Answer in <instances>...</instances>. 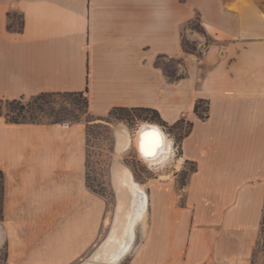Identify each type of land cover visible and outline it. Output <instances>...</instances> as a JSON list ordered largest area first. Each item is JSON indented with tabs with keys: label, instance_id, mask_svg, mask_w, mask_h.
I'll return each instance as SVG.
<instances>
[{
	"label": "crops",
	"instance_id": "crops-1",
	"mask_svg": "<svg viewBox=\"0 0 264 264\" xmlns=\"http://www.w3.org/2000/svg\"><path fill=\"white\" fill-rule=\"evenodd\" d=\"M160 10L167 19L156 26ZM86 89L96 117L152 107L169 124L192 123L173 176L147 184L151 227L130 264L255 253L264 243V0H0V97ZM83 137L79 123L0 114V239L11 253L22 240L35 262L66 263L95 245L105 217L87 184ZM186 162L195 168L179 185Z\"/></svg>",
	"mask_w": 264,
	"mask_h": 264
},
{
	"label": "rangeland",
	"instance_id": "rangeland-1",
	"mask_svg": "<svg viewBox=\"0 0 264 264\" xmlns=\"http://www.w3.org/2000/svg\"><path fill=\"white\" fill-rule=\"evenodd\" d=\"M21 17V16H20ZM21 20V19H20ZM193 27L198 26V22L195 21L191 24ZM206 46V45H205ZM204 48V47H203ZM199 51V54H191L193 59H197L202 54L204 49ZM85 96L86 93L70 95H56L49 98L50 103L42 104L44 110L34 113V116L42 122L39 123H51L54 120V112L64 111V119L57 123L67 124H82L83 130V151L86 157V174L87 184L91 188L92 192L96 196L97 204H100L101 212L105 217V224L102 227L101 234L97 237L96 243L89 249L81 258H77L73 262L62 263H48V264H82L89 259L98 246L107 238L112 230L114 224L116 210L119 206V187H117L114 180V168L117 163H122L127 166L134 182L142 184L146 194V209L147 217L145 220H139L134 225V240L131 248L125 253L122 259L117 264H130L129 259L133 247L138 242H142L143 238L147 236V233L151 227L150 218L152 215L153 203L151 201V186L147 185L148 182H154L160 178H170L173 176L175 164L172 162L165 168L155 167L150 165L138 150V145L135 142V136L137 130L147 123H156L162 127V129L170 137L173 138V143L176 150V159L180 157L182 153V136L185 135L190 129V122L185 118H182L176 125L169 124L166 121H159L153 118L151 113L145 111H134L130 115L123 114L118 111L116 114H109L102 117H96L88 111L85 112ZM33 96L24 97L21 99V103L16 101L13 104L8 102H0V113L8 118L17 115V111L20 108V104H28L32 100ZM17 107V108H16ZM203 110L204 115H208L207 108L209 110V104L204 102ZM24 111L27 119L33 114L32 109ZM21 117V116H20ZM76 117H79L77 119ZM205 118V117H204ZM120 127H126L129 131L130 142L127 147L120 151L118 148V131ZM195 165L191 162L185 163V169L180 171L176 177L177 183L183 184L186 181L190 170L194 169ZM149 194V202H148ZM161 212L167 213V206H161ZM38 224V223H37ZM23 225L22 222L16 223L13 226L14 231L18 230V227ZM7 231L6 224L0 220V237L1 234ZM136 233L138 238L136 237ZM22 240L17 242L16 251L10 250L9 240L2 242L0 239V264H43L35 262L34 258L38 256L31 251H26L27 248H23ZM226 260L220 264H236L234 259L229 262ZM237 264H264V243H260L256 248V251L248 259H239Z\"/></svg>",
	"mask_w": 264,
	"mask_h": 264
},
{
	"label": "bare ground",
	"instance_id": "bare-ground-1",
	"mask_svg": "<svg viewBox=\"0 0 264 264\" xmlns=\"http://www.w3.org/2000/svg\"><path fill=\"white\" fill-rule=\"evenodd\" d=\"M156 129L161 134V146L154 155L146 156L141 151V141L146 132ZM136 145L144 159L155 167L165 168L176 160L173 138L156 123L141 126L135 136ZM130 142L129 131L120 127L118 131V148L123 151ZM114 180L119 187V206L112 230L107 238L98 246L93 255L82 264H117L131 248L134 240V225L147 217L146 194L144 186L134 182L127 166L117 163L114 168ZM149 196V195H148Z\"/></svg>",
	"mask_w": 264,
	"mask_h": 264
},
{
	"label": "trees",
	"instance_id": "trees-1",
	"mask_svg": "<svg viewBox=\"0 0 264 264\" xmlns=\"http://www.w3.org/2000/svg\"><path fill=\"white\" fill-rule=\"evenodd\" d=\"M13 24H9V28H12ZM22 29V25H20L19 30ZM185 45H187V43L185 42ZM88 91V89H86L85 91H65V92H43L40 93L38 95H35L32 97V100L28 103V104H20V108L17 111V115L20 116H13L11 118H8V115L6 116V118L11 121V122H42L41 120H38L36 116H34V113L38 112V111H43L44 108L42 106V104H40V102H43L45 104L50 103L49 98L56 96V95H63V94H70V95H77V94H82L86 93ZM24 97H20V98H4V97H0V102H8L9 104H13L16 101H18V103H21V99H23ZM207 102V100L205 99H199L197 100L196 104H195V111L196 113L204 118L206 117V115L203 114V110H205V108L203 107V103ZM17 108V107H16ZM85 112L88 111V97L85 96ZM28 109H32L33 114L30 116L29 119H27V116L24 114V111H29ZM122 112L123 114L126 115H130L132 112L134 111H145L148 113H151L153 118L159 121H163V118L160 115V112L152 107H125V106H116L114 107L111 111L110 114H116V112ZM208 111V108H207ZM54 112V120H52V123H57V122H61L64 118L62 116H64V111H57ZM1 115H3L2 113H0ZM77 119H79V117H76ZM181 120V119H180ZM180 120H178L177 122L174 123V125H176ZM190 125L192 126V123L190 122ZM188 133V132H187ZM185 133V135L187 134ZM182 136V139L184 138V136ZM4 197H5V173L2 169H0V220L4 219Z\"/></svg>",
	"mask_w": 264,
	"mask_h": 264
},
{
	"label": "snow or ice",
	"instance_id": "snow-or-ice-1",
	"mask_svg": "<svg viewBox=\"0 0 264 264\" xmlns=\"http://www.w3.org/2000/svg\"><path fill=\"white\" fill-rule=\"evenodd\" d=\"M161 142V134L158 130L152 129L149 132L144 133L141 141V151L146 156L154 155L155 149L159 147Z\"/></svg>",
	"mask_w": 264,
	"mask_h": 264
},
{
	"label": "clouds",
	"instance_id": "clouds-1",
	"mask_svg": "<svg viewBox=\"0 0 264 264\" xmlns=\"http://www.w3.org/2000/svg\"><path fill=\"white\" fill-rule=\"evenodd\" d=\"M154 19L156 26H162L166 22L167 14L165 11L160 10L155 14Z\"/></svg>",
	"mask_w": 264,
	"mask_h": 264
},
{
	"label": "water",
	"instance_id": "water-1",
	"mask_svg": "<svg viewBox=\"0 0 264 264\" xmlns=\"http://www.w3.org/2000/svg\"><path fill=\"white\" fill-rule=\"evenodd\" d=\"M160 146H161V142H160V145H159V147H160ZM159 147H158V148H159ZM158 148H156V150H157Z\"/></svg>",
	"mask_w": 264,
	"mask_h": 264
},
{
	"label": "built area",
	"instance_id": "built-area-1",
	"mask_svg": "<svg viewBox=\"0 0 264 264\" xmlns=\"http://www.w3.org/2000/svg\"><path fill=\"white\" fill-rule=\"evenodd\" d=\"M205 47H206V46H204V48H205ZM204 48H203V49H204ZM173 144H174V143H173Z\"/></svg>",
	"mask_w": 264,
	"mask_h": 264
}]
</instances>
